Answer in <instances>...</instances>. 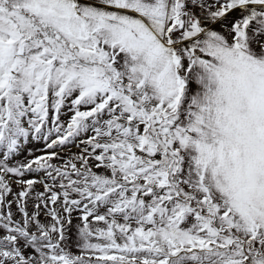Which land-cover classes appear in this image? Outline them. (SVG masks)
I'll return each instance as SVG.
<instances>
[{
	"label": "snow or ice",
	"instance_id": "6c2138e0",
	"mask_svg": "<svg viewBox=\"0 0 264 264\" xmlns=\"http://www.w3.org/2000/svg\"><path fill=\"white\" fill-rule=\"evenodd\" d=\"M0 264H264V0H0Z\"/></svg>",
	"mask_w": 264,
	"mask_h": 264
}]
</instances>
